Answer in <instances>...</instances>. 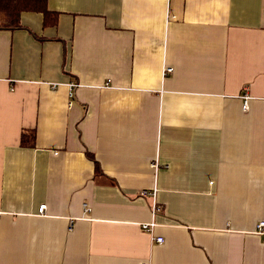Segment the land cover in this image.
<instances>
[{"label": "crops", "instance_id": "obj_1", "mask_svg": "<svg viewBox=\"0 0 264 264\" xmlns=\"http://www.w3.org/2000/svg\"><path fill=\"white\" fill-rule=\"evenodd\" d=\"M46 6L0 27V264H264V0Z\"/></svg>", "mask_w": 264, "mask_h": 264}, {"label": "trees", "instance_id": "obj_2", "mask_svg": "<svg viewBox=\"0 0 264 264\" xmlns=\"http://www.w3.org/2000/svg\"><path fill=\"white\" fill-rule=\"evenodd\" d=\"M24 12L41 14L43 26L56 24L57 14L47 9L46 0H0V27L8 30L19 29L20 15ZM20 142L23 146H33L34 132H23ZM99 172V166L95 163V173Z\"/></svg>", "mask_w": 264, "mask_h": 264}, {"label": "built area", "instance_id": "obj_3", "mask_svg": "<svg viewBox=\"0 0 264 264\" xmlns=\"http://www.w3.org/2000/svg\"><path fill=\"white\" fill-rule=\"evenodd\" d=\"M171 72H172V68H165L163 70V75H166V74L171 73ZM69 86L72 89V88L76 87L77 85L72 83ZM71 95L72 94H70V96ZM250 99H251V97L245 91V93L242 95V109L244 111H246L248 109V102H249ZM144 193L145 192H143L142 194H144ZM44 209H45V205H41L40 208H39V211L42 212ZM158 210H159V207L156 205V203H153V205H152V213L154 214ZM153 226H154V223H144V224L141 225V229L143 231L150 232ZM263 226H264V222L263 221H261V222H259L257 224L258 232H261ZM153 240H155V242H158V243H161L163 241V239L161 237H155V238L153 237ZM143 264H147V263H143Z\"/></svg>", "mask_w": 264, "mask_h": 264}]
</instances>
